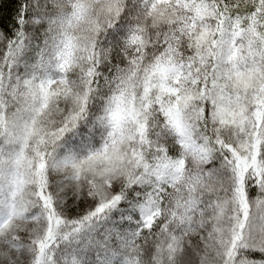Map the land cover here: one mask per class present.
<instances>
[{
    "label": "snow or ice",
    "instance_id": "6c2138e0",
    "mask_svg": "<svg viewBox=\"0 0 264 264\" xmlns=\"http://www.w3.org/2000/svg\"><path fill=\"white\" fill-rule=\"evenodd\" d=\"M0 264H264V0H0Z\"/></svg>",
    "mask_w": 264,
    "mask_h": 264
}]
</instances>
